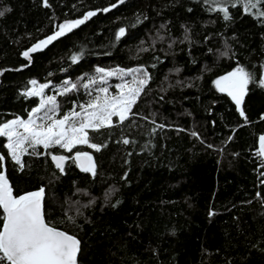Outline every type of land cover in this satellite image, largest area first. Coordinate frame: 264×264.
<instances>
[{
	"label": "trees",
	"instance_id": "1",
	"mask_svg": "<svg viewBox=\"0 0 264 264\" xmlns=\"http://www.w3.org/2000/svg\"><path fill=\"white\" fill-rule=\"evenodd\" d=\"M232 2L226 21L211 0H0V124L39 106L23 94L32 80L77 85L57 96L61 118L87 104L84 84L97 68L150 76L134 116L89 130L106 145L99 152L40 147L22 156L20 170L0 137L14 195L45 190L46 221L80 241L79 264H264V88L249 85L245 121L215 85L237 67L259 81L264 18ZM89 12L96 15L24 57ZM77 151L92 155L95 176L78 171ZM53 154L69 157L63 173Z\"/></svg>",
	"mask_w": 264,
	"mask_h": 264
},
{
	"label": "snow or ice",
	"instance_id": "2",
	"mask_svg": "<svg viewBox=\"0 0 264 264\" xmlns=\"http://www.w3.org/2000/svg\"><path fill=\"white\" fill-rule=\"evenodd\" d=\"M120 2L123 3V0ZM229 2L230 0H211V3L217 7L210 10L220 11L227 21L231 19L228 11ZM237 2L243 3L246 12L249 8L257 9L255 13L257 18H264V11L257 7L258 5L264 7V0H233L232 6L235 7ZM43 3L45 7L49 6L48 0H43ZM104 11H108V9ZM4 14V11H0V16ZM94 15H96L95 12H89L81 20L60 25L59 31L34 45L29 51H25L24 57L28 58L30 52L39 51L42 46H46L59 36L64 35L66 31H71L72 28L83 24L85 20ZM124 34L125 29L121 28L117 39ZM78 60L79 56L74 55L72 57L73 63L78 62ZM96 72L101 74L99 80L105 85L107 84L106 78L114 75L121 77L131 75L132 80L116 86L119 91L117 96H109L108 87H100L98 89L100 95L93 97L86 105H79L80 111H76L74 108L61 118H56L55 96H49L46 100L42 99L38 107L32 109L27 120L17 118L0 124V137H6L7 144L4 146L20 170L24 168L22 156L43 154L36 151L40 147L47 151L59 146L71 153L78 145H86L88 148L99 152L106 145L93 143L89 136V130L99 132L101 129H110L114 127L113 117L117 118L118 124H123L129 120L130 116L135 115L132 109L150 81L147 71L142 68L128 71L97 68ZM90 82L95 84L97 81L92 79ZM30 83L33 86L37 85L36 80L30 81ZM250 84H258L259 87L264 88V75L257 81L252 73L243 67H237L234 71L215 81L217 89L227 93L245 121H247V117L242 104ZM46 87L48 85H40L39 88L33 87L23 94L42 96ZM76 87V84H72L71 88L66 89V91L74 90ZM84 87L87 88L88 84H85ZM48 105L53 107L48 108ZM41 113L43 114L41 115ZM21 128L23 132L20 131ZM192 135L197 134L192 133ZM259 142V155L264 157V136L259 138ZM122 143L128 145L130 141L124 138ZM29 149L32 150L31 153ZM51 159L56 168L63 173L64 164L69 157L52 155ZM72 159L82 171L89 172L92 176L96 175V167L90 153L77 151ZM4 160L5 156L0 155V162ZM261 166L264 167V161H262ZM257 195L259 196V193ZM43 201V188L14 196L13 188L6 175L0 172V210L3 213L0 217L3 221L2 226H0V264H78L80 241L75 236L51 226L46 221ZM69 219L72 218L69 217Z\"/></svg>",
	"mask_w": 264,
	"mask_h": 264
},
{
	"label": "rangeland",
	"instance_id": "3",
	"mask_svg": "<svg viewBox=\"0 0 264 264\" xmlns=\"http://www.w3.org/2000/svg\"><path fill=\"white\" fill-rule=\"evenodd\" d=\"M100 75L101 74H99V73H97L96 72V74H94V76H92L91 78H88V80L85 82V84H88V87L87 88H83V91H85L86 92V95H87V97H88V101L89 100H91L93 97H95L96 95H100V93H99V91H98V89L100 88V87H108V95L109 96H117V95H119V91H118V89H117V85H120V84H122V83H124V82H126V81H128V82H130L131 80H132V76L131 75H124V76H119V75H114V76H112V77H108V78H106L107 79V84L105 85V84H102L101 82H100V80H99V77H100ZM134 75H135V73H134ZM92 79H96V83L95 84H92L90 81L92 80ZM84 84V85H85ZM40 85H48V87H46L45 89H44V92H43V94H42V96H36V97H38V99H39V102H41V100L43 99V100H46L49 96H55V98L57 99V96L58 95H63V94H65V93H68L69 91H66V89H70L71 88V82H68L67 84L64 82L63 84H61V85H59V86H52V85H50L49 83H45V84H39V83H37V85H35V86H33L32 84H31V88H30V90L33 88V87H36V88H39V86ZM77 89V88H76ZM75 89V90H76ZM29 90V91H30ZM71 91V90H70ZM221 92V91H220ZM222 93H225V92H222ZM226 95H227V93H225ZM228 96V95H227ZM232 100V99H231ZM88 103V102H87ZM51 107H53L52 105H48V108H51ZM47 110V109H46ZM76 111H80V108L78 107V110H76ZM43 113H41V115H42ZM56 118H58V104H57V101H56ZM29 118V117H28ZM27 118V119H28ZM117 119L116 117H113V119ZM14 119H17V118H14ZM20 119V118H19ZM26 119V120H27ZM13 120V119H12ZM37 122H39V121H37ZM20 131L21 132H23V129L21 128L20 129ZM5 139H6V137H4ZM6 144H7V139H6ZM78 146H80V145H78ZM55 147H58V148H60L59 146H55ZM60 149H62V148H60ZM62 150H64V149H62ZM65 151V150H64ZM65 152H67V151H65ZM11 157V156H10Z\"/></svg>",
	"mask_w": 264,
	"mask_h": 264
},
{
	"label": "water",
	"instance_id": "4",
	"mask_svg": "<svg viewBox=\"0 0 264 264\" xmlns=\"http://www.w3.org/2000/svg\"><path fill=\"white\" fill-rule=\"evenodd\" d=\"M27 59V58H26ZM28 60V59H27ZM262 75H264V68H263V70H262V73H261V76ZM261 136H264V134H261L259 137H258V139H257V149H258V152L260 153V142H259V138L261 137ZM53 155H57V156H59V154H53ZM52 156V155H51ZM51 156H50V158H49V160H50V163L56 168V166H55V163L52 161V159H51ZM75 156V155H74ZM73 156V157H74ZM261 157V159H262V161H264V157H262V156H260ZM75 165H76V168L78 169V171H80V172H82V173H87V172H84V171H82L81 170V168L77 165V163H75ZM1 172H3L5 175H6V177H7V172H6V167H5V160L2 162V165H1ZM7 179H8V177H7ZM8 181H9V179H8ZM9 183H10V181H9ZM10 185H11V183H10ZM39 190V189H38ZM38 190H34V191H38ZM34 191H30V192H34ZM28 193V192H27ZM25 194V193H24ZM13 195H14V193H13ZM23 195V194H22ZM15 196V195H14ZM44 200H45V190H44ZM43 203H44V201H43ZM1 212H2V210H1ZM3 214V213H2ZM79 253H80V251H79ZM79 253H78V257H79ZM78 257H77V261H78ZM79 264V263H78Z\"/></svg>",
	"mask_w": 264,
	"mask_h": 264
}]
</instances>
